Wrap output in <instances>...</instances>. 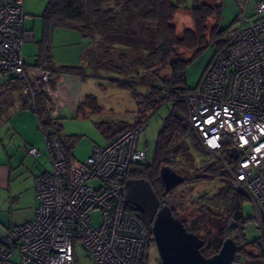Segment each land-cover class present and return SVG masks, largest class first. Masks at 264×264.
<instances>
[{"label": "built area", "instance_id": "built-area-1", "mask_svg": "<svg viewBox=\"0 0 264 264\" xmlns=\"http://www.w3.org/2000/svg\"><path fill=\"white\" fill-rule=\"evenodd\" d=\"M29 18L24 0H0V78L20 79L23 96L34 104L53 73L26 70L23 43L33 39L25 26ZM176 95L200 145L218 160L226 187L251 203L250 222L264 255V0L254 2L251 15L239 13L197 85ZM146 123L137 121L105 145H94L83 161H68L57 137L44 131L51 170L35 180L33 218L0 237V264H75L77 239L89 264H143L152 233L126 209L124 184L130 166L147 157L139 145ZM27 152L39 154L35 147ZM95 210L98 223H92ZM231 264L247 261L236 252Z\"/></svg>", "mask_w": 264, "mask_h": 264}, {"label": "rangeland", "instance_id": "rangeland-1", "mask_svg": "<svg viewBox=\"0 0 264 264\" xmlns=\"http://www.w3.org/2000/svg\"><path fill=\"white\" fill-rule=\"evenodd\" d=\"M207 1L212 3V0ZM47 2L48 0H24V11L30 17L25 26L33 33V39L23 43V52L31 64L35 63L40 51L43 39L42 12ZM222 3L219 21L221 31L217 38L210 39L209 30L215 22L212 20L208 23L205 42L198 45L199 51L195 56L194 51L178 49L169 58V61L180 58L189 60L185 66L188 88H194L197 85L203 71L219 48L218 42L229 38L237 22L240 13L238 5L227 0ZM179 8L180 10L173 17V23L176 26L177 34L181 35L183 30L193 28L194 24L190 12L183 10L182 6ZM111 15L117 16L115 13H111ZM127 22L128 28H126L127 25H123L122 28L120 26L123 36H119V38L112 36L108 29L123 24H119L117 20L106 24L107 29H104L105 32L102 35H97L94 31L93 40L83 36L79 37L77 41L76 37H71L72 35L66 36L65 30L62 29L53 31L50 36L49 46L53 57L52 67L55 68V72L51 81L52 88L50 86L45 88L41 95L45 113L43 119L52 123L60 140L67 144H73L72 150H74L73 157L75 159L86 157L93 145H103L106 138L102 128L108 129L117 124L144 121L146 118L147 123L144 124L140 134L139 145L147 149V157L143 161L150 162L163 119L171 112L179 116L182 115L180 110L175 108L171 99L159 104L155 110L150 109L143 112V103L139 100L140 95L135 97L129 88L121 87L118 84L130 82L136 92L142 93L143 96L148 94L149 84L131 82L134 79L131 80L128 73L123 74L112 69L94 70L90 67L87 59L89 51L87 52V50L94 48L95 51H98L100 45H112L115 47L114 52L123 54L124 57L138 58L145 64H153L150 59L151 55L147 51L153 42H157L153 24L144 22L143 18L135 12ZM71 38L74 39L71 40ZM116 64L128 71L132 68L125 62L116 61ZM58 68L61 69L58 70ZM158 68L154 65L150 67L149 71ZM140 74H142L141 78L147 79L145 81H150L149 74L142 70ZM144 75H147L146 78ZM156 76L170 78L169 66L159 69ZM88 95L96 98L98 110L93 108V104H87L83 109H80L81 103ZM183 120L186 119L183 118ZM200 146L192 142L190 136H186L185 139L177 136L173 138L169 149L181 163V166L176 170L184 175L185 181L167 193L163 199L179 217L187 221L188 225L197 232L196 234L204 236L208 231L209 238H212L218 232L223 221L216 220L217 210L207 208L201 198L203 196L211 198L225 190L226 179L219 171L214 176L209 173L207 168L218 163V160ZM242 213L245 218H250L253 215V207L248 200L243 204ZM91 214L92 223H98L100 221L99 211L95 210ZM244 235L248 239L256 237V231L250 220L244 227ZM73 249L75 264L90 263L89 254L83 248L81 240L74 241ZM245 250L250 254L245 256L247 264H264V260L257 255L256 250L249 247ZM143 264H161L153 237L145 249Z\"/></svg>", "mask_w": 264, "mask_h": 264}, {"label": "trees", "instance_id": "trees-1", "mask_svg": "<svg viewBox=\"0 0 264 264\" xmlns=\"http://www.w3.org/2000/svg\"><path fill=\"white\" fill-rule=\"evenodd\" d=\"M122 2V3H120ZM221 2L219 4L212 3H200L189 8V12L193 19V28L186 29L181 35L177 34V29L173 23V17L179 9V6L172 0H48L45 8L42 12V41L40 45V51L37 55V59L34 64L29 63L28 67L33 69H48L52 73L55 72V68L52 67L53 57L50 53V36L55 30H69L75 34L84 35L85 37L93 40V32L95 34H104L106 24H111L117 20V22L123 23L116 27H109L112 36H123L121 28L123 25H127V20L133 12L139 14L144 22L153 24L154 36L157 38V42H153L148 48L150 59L153 64H145L143 60L130 57H124L123 54L114 52V46L100 45L99 50L88 49V61L90 67L94 70H107L112 69L120 71V73H128V77L138 84L141 82L150 85L148 88V94L145 96L142 93H137L136 89L132 87L130 82H121L118 85L124 88H129L133 96H139V100L143 103V111L153 109L155 110L159 104H163L166 100L171 99L175 108L180 110L181 116L174 112L169 113L162 121L161 129L158 132L154 151L152 153V161H140L130 166L127 178H144L150 184L153 190L158 195L160 201L167 204L163 197L166 196L163 185L159 178V169L162 165H168L173 169H178L181 163L178 162L175 155L169 149V145L174 137L184 138L190 136L192 142L200 146L198 139L190 127L185 105L177 99L178 87H186L187 79L185 73V66L189 60L186 59H174L169 61L171 55H174L178 49H185L188 51H194V56L198 53V45L205 42L206 34L208 33V23L215 20L210 31V39H215L220 34L219 21L221 17ZM117 16L111 15L114 13ZM118 24V23H117ZM121 26V28H120ZM127 25L126 28H128ZM108 32L106 33V36ZM227 39L218 42L219 49H221L226 43ZM126 45V44H125ZM217 50V51H218ZM116 61L127 63V66H131V70L120 67L116 64ZM158 66L157 70L149 71L151 66ZM170 68V78L165 77L158 78L156 72L165 67ZM80 68V67H79ZM129 68V67H128ZM61 68H58L60 70ZM28 71V69H26ZM141 70L151 77L155 78V82L150 83L141 78ZM13 78H15L13 76ZM17 80V86L22 93L23 82ZM44 91V90H43ZM43 91L36 97L34 103L35 113L38 115L40 125L46 132L51 129L53 135L57 137L61 149L64 152L66 159L69 161L72 158V143H64L56 134L55 128L49 120H44V107L42 106L41 95ZM143 97V99H142ZM30 102V101H29ZM87 104H93V108L98 110L99 107L96 104V98L92 95L86 96L85 100L81 103L80 109H83ZM183 118L186 120L184 121ZM134 123H122L113 126L112 128H102L105 138L113 137L117 132L122 129L133 125ZM112 139V138H111ZM202 147V146H200ZM203 148V147H202ZM209 173L221 174V168L218 163L210 165L208 168ZM182 174V173H181ZM222 175V174H221ZM202 201L204 205L209 209H215L216 220L221 219L218 232L211 238H209L208 231L204 236H200L204 239V245L201 248V252L205 256H210L217 252L223 242V240L230 236L237 244V252L241 254L243 258L250 255L245 249L256 250L257 255L264 260V255L261 253L260 244L256 237L254 239H248L244 235V227L250 218H245L242 213L243 204L247 201L242 192L227 188L215 194L211 198L203 196ZM169 206V204H167ZM171 208L172 214L182 221L188 231L197 233L191 226L188 225L185 219L179 217L174 209ZM126 209L137 214L145 223L148 229H150V222L146 216L139 209L133 205L126 203ZM213 221V219H211ZM152 237L150 238V240Z\"/></svg>", "mask_w": 264, "mask_h": 264}, {"label": "crops", "instance_id": "crops-1", "mask_svg": "<svg viewBox=\"0 0 264 264\" xmlns=\"http://www.w3.org/2000/svg\"><path fill=\"white\" fill-rule=\"evenodd\" d=\"M172 1L179 7L182 6L185 11H189V8L196 4L208 2L207 0ZM222 1L224 0H212L213 4ZM227 1L237 4L240 12L245 10L247 15H251V7L256 0ZM65 32L66 36L72 35L71 37H76L77 41L79 37L84 36L69 30ZM33 71L35 69L28 67L29 73ZM15 78L12 75L0 78V237L9 234L17 224L33 218L37 207L35 180L51 170L44 142L45 130L40 125L41 118L35 113L34 104L20 92ZM111 138H106L103 145ZM30 147L37 148L39 154L30 155L27 152ZM73 154L74 150L71 157L74 160L83 161L87 157L75 159Z\"/></svg>", "mask_w": 264, "mask_h": 264}, {"label": "water", "instance_id": "water-1", "mask_svg": "<svg viewBox=\"0 0 264 264\" xmlns=\"http://www.w3.org/2000/svg\"><path fill=\"white\" fill-rule=\"evenodd\" d=\"M144 75V78H146ZM153 81V77H148ZM147 80V79H145ZM178 87L177 89H185ZM48 134L53 130L49 129ZM236 158L233 149L231 153ZM159 178L164 191L170 192L185 181L183 174L168 165L159 169ZM124 201L139 209L150 222V229L161 264H231L236 251L235 240L226 237L219 250L210 256L201 252L204 239L188 231L171 208L160 201L151 184L144 178H127L124 184Z\"/></svg>", "mask_w": 264, "mask_h": 264}, {"label": "flooded vegetation", "instance_id": "flooded-vegetation-1", "mask_svg": "<svg viewBox=\"0 0 264 264\" xmlns=\"http://www.w3.org/2000/svg\"><path fill=\"white\" fill-rule=\"evenodd\" d=\"M148 82V81H147ZM150 83H153V82H155V78H154V80L153 81H149Z\"/></svg>", "mask_w": 264, "mask_h": 264}, {"label": "clouds", "instance_id": "clouds-1", "mask_svg": "<svg viewBox=\"0 0 264 264\" xmlns=\"http://www.w3.org/2000/svg\"><path fill=\"white\" fill-rule=\"evenodd\" d=\"M237 252V251H236Z\"/></svg>", "mask_w": 264, "mask_h": 264}]
</instances>
